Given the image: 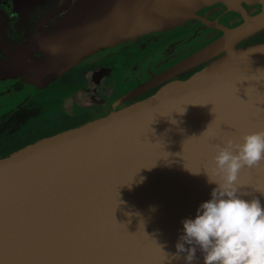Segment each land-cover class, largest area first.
<instances>
[{"label": "water", "instance_id": "95a60500", "mask_svg": "<svg viewBox=\"0 0 264 264\" xmlns=\"http://www.w3.org/2000/svg\"><path fill=\"white\" fill-rule=\"evenodd\" d=\"M218 3L243 22L90 121L0 158V264H185L171 254L182 219L215 186L205 171L220 179L216 145L264 130V42L235 46L264 28V0H78L47 34L1 48L0 81L39 87L140 35L194 19L217 26L198 10ZM235 183L264 205V160L242 167Z\"/></svg>", "mask_w": 264, "mask_h": 264}, {"label": "flooded vegetation", "instance_id": "af4514ba", "mask_svg": "<svg viewBox=\"0 0 264 264\" xmlns=\"http://www.w3.org/2000/svg\"><path fill=\"white\" fill-rule=\"evenodd\" d=\"M77 2L78 0H0V59L3 57L1 48L26 42L40 31L47 34L56 23L76 8ZM225 8L224 4L218 3L198 10L208 21L218 19L217 26H209L199 19L190 20L181 27L159 31L156 34H143L123 47H117L118 49L115 48L99 57H90L85 62L66 70L48 84L31 89L27 84L18 81L11 85L12 92L9 94L1 90L3 99L0 101V108L4 104L9 106L5 107L7 111L5 109L0 111V158L14 153L26 144L36 142L41 132L55 130L51 134L40 135V139L68 129L64 127V123L68 121L76 123L79 121L75 124L77 126L93 119L120 100L123 95L151 78L152 74H159L173 67L202 47L219 39L225 34V28L222 27L233 28L243 22L241 15L228 12L231 14L229 16L225 13ZM261 10L254 9L250 14L255 15ZM263 32L264 28L254 32L236 43V48L264 42V35L259 36ZM127 51L130 54L133 52V56L128 54L132 58L124 56ZM215 59L216 57H212L186 68L135 98L123 101L120 105L127 106L140 100L170 81L187 79ZM106 74L120 77L118 80L108 76L104 79L97 78L95 84L101 79L100 83L107 80L112 84L121 85L115 89L107 87L106 91H102L101 98L92 96L87 98L93 101H85L83 98H86L85 94L88 92L86 90L93 83L92 78ZM70 85L76 86L65 91ZM120 86H123V89ZM127 86L129 88L124 89ZM75 104L81 109L74 111ZM49 106L61 108L53 112Z\"/></svg>", "mask_w": 264, "mask_h": 264}, {"label": "clouds", "instance_id": "9594fccd", "mask_svg": "<svg viewBox=\"0 0 264 264\" xmlns=\"http://www.w3.org/2000/svg\"><path fill=\"white\" fill-rule=\"evenodd\" d=\"M262 160L264 130L246 132L240 142L228 139L216 145L212 174L220 179L204 170L215 186L195 215L182 219L172 259L182 255L185 264H192L199 251L203 264H264V205L259 197L246 198L235 183L242 167Z\"/></svg>", "mask_w": 264, "mask_h": 264}, {"label": "rangeland", "instance_id": "374dc122", "mask_svg": "<svg viewBox=\"0 0 264 264\" xmlns=\"http://www.w3.org/2000/svg\"><path fill=\"white\" fill-rule=\"evenodd\" d=\"M262 35H264V32L262 33V34H260L259 36H262ZM132 51V50H131ZM128 54H130V52L129 51H127V52H125L124 53V56H128ZM130 55H132L133 56V52L130 54ZM128 58H132V57H130V56H128ZM112 77V76H110V74H106V75H104V76H101V77H99V76H96V77H93L92 79V84H91V86L86 90V91H88L87 92V94H85L86 96V98H83L85 101H91L92 99H90V98H87V97H99V98H101V93H103L102 91H106L105 89H107V87H110L111 89H115V88H117V86L119 87V84L117 85V83H111V81L110 82H108L107 80H102L103 82L102 83H100V80L103 78H106V77ZM5 77H6V79H9L10 78V76L8 77V75H5ZM118 77H120V76H118V75H114L113 77H112V79H114V80H118L119 78ZM97 78H101V79H99V81L97 82V84H95V79H97ZM15 82H18V81H14V82H9L8 84H4L3 82H1L0 81V91L1 90H3V92H5L6 94H9V92H12V90L10 89V87H11V85L12 84H14ZM100 84V85H99ZM121 85V84H120ZM76 85H70V86H68L66 89H65V91L67 90V89H69V88H71V87H75ZM28 87L29 88H31V89H33V88H36V86H34V85H31V86H29L28 85ZM120 88L121 89H123V86H120ZM129 88V86H127L126 88L124 87V89H128ZM110 92V91H109ZM64 93V92H63ZM119 93H121V91L119 92ZM3 99V96H2V94H0V101ZM85 101H83L84 103H86ZM93 101V100H92ZM55 104V103H54ZM9 106V104H4L3 106H2V108H0V111H2V109H5L6 110V108L5 107H8ZM85 106V105H84ZM60 108H61V106H60ZM59 108V109H60ZM83 108H85V107H83ZM82 108V109H83ZM49 109L51 110V111H53V112H56L57 110H59V109H57V107H54V106H49ZM65 109H67V108H65ZM74 111H78L79 109H81L80 108V106H77L76 104H75V106H74ZM63 110V109H62ZM7 111V110H6ZM68 112L70 113L71 111L68 109ZM62 113V112H61ZM90 121V120H89ZM77 123H79V121L77 122ZM75 121H68V122H66V123H64V127H67V128H69V126H70V128L71 127H73L72 125H75V124H77ZM84 123H86V122H83V123H81V124H84ZM81 124H79V125H81ZM76 126V125H75ZM78 126V125H77ZM60 128H62V127H60ZM58 130H60V129H58ZM57 130V131H58ZM62 131V130H61ZM50 131H45V132H41V133H39V137H37V139H36V141H38V140H40V135H45V134H51V133H53V132H55V130H52L50 133H49ZM48 136V135H47ZM39 138V139H38ZM42 139V138H41ZM32 143V142H31ZM30 144V143H29ZM29 144H26V145H29ZM26 145H24V146H22L21 148H23V147H25ZM15 150V149H14ZM17 151V150H16Z\"/></svg>", "mask_w": 264, "mask_h": 264}]
</instances>
